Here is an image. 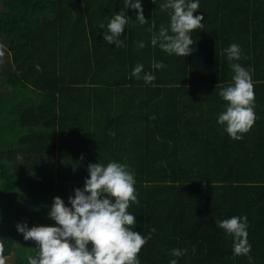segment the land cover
Returning a JSON list of instances; mask_svg holds the SVG:
<instances>
[{
	"label": "trees",
	"instance_id": "obj_1",
	"mask_svg": "<svg viewBox=\"0 0 264 264\" xmlns=\"http://www.w3.org/2000/svg\"><path fill=\"white\" fill-rule=\"evenodd\" d=\"M166 2L141 0V25L123 0H0L3 257L37 258L17 223L55 225L54 197L70 207L87 165L115 161L135 174L129 227L144 236L155 228L140 264H264V0H198L203 29L190 33L185 57L151 44L170 25ZM119 11L129 23L126 47L116 48L104 33ZM233 43L247 57L233 63L250 71L255 92L256 120L239 141L217 122L228 104L220 89L233 83L224 52ZM137 64L153 84L131 76ZM233 216L247 217L251 261L234 257L233 237L217 224ZM174 248L187 251L173 257Z\"/></svg>",
	"mask_w": 264,
	"mask_h": 264
},
{
	"label": "clouds",
	"instance_id": "obj_2",
	"mask_svg": "<svg viewBox=\"0 0 264 264\" xmlns=\"http://www.w3.org/2000/svg\"><path fill=\"white\" fill-rule=\"evenodd\" d=\"M123 3L124 9L137 10L136 19L141 25L148 22L141 0H123ZM160 7L172 10L170 25L167 28L161 25L159 33H153L152 46L159 45L169 55L185 57L191 54L194 41L190 33L203 29V14L194 15L200 8L198 0H167ZM128 23L126 12H117L107 24L104 41L115 43L116 48L126 47L120 37ZM104 27L101 23L100 28ZM145 46L143 41L137 42L138 49ZM224 52L234 75L233 83L220 89V97L228 104L226 111L219 114L217 122L225 126V131L232 139L239 141L256 120L253 80L248 69L240 63H233L242 58L247 59L240 45L233 43ZM3 55L0 51V57ZM153 67L163 69L166 65L161 61L154 63ZM131 76L143 79L145 84H153L155 80L152 73L144 72L143 64H137ZM83 158L84 154H81V160ZM87 171L89 176L83 188H76L75 194L68 197L70 207L60 196L54 197L48 216L55 221V225L29 228L27 222L17 223V230L23 234L24 240L35 241L39 249L37 258L28 257V264H140L138 255L151 239L155 228L144 236L129 227L136 223V216L130 214L128 208L132 203H139L134 172L128 165L115 161L107 166L90 162ZM217 224L233 237L234 257L247 256L251 261L252 246L248 240L247 217L233 216L217 221ZM186 251L174 248L171 255L181 257ZM0 264H5L2 245ZM169 264H177V260L172 259Z\"/></svg>",
	"mask_w": 264,
	"mask_h": 264
},
{
	"label": "rangeland",
	"instance_id": "obj_3",
	"mask_svg": "<svg viewBox=\"0 0 264 264\" xmlns=\"http://www.w3.org/2000/svg\"><path fill=\"white\" fill-rule=\"evenodd\" d=\"M0 7H1V5H0ZM4 259H5V264H17L14 254H10L8 256H5Z\"/></svg>",
	"mask_w": 264,
	"mask_h": 264
}]
</instances>
